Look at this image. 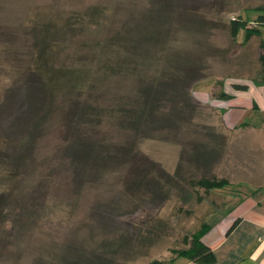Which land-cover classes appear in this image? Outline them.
I'll return each mask as SVG.
<instances>
[{"label":"rangeland","instance_id":"1","mask_svg":"<svg viewBox=\"0 0 264 264\" xmlns=\"http://www.w3.org/2000/svg\"><path fill=\"white\" fill-rule=\"evenodd\" d=\"M258 5L0 0V264H145L187 245L230 187L196 180L242 176L202 158L217 134L197 83L244 66L231 20Z\"/></svg>","mask_w":264,"mask_h":264},{"label":"crops","instance_id":"2","mask_svg":"<svg viewBox=\"0 0 264 264\" xmlns=\"http://www.w3.org/2000/svg\"><path fill=\"white\" fill-rule=\"evenodd\" d=\"M243 37L244 30H240L236 42L247 52L244 66H231V76L202 78L197 86L205 90H196L202 103L211 102L210 125L217 134L210 150L212 163L226 164L232 158L242 168L241 178L230 183L224 203L203 215L201 223L210 225L204 240L216 256L212 264H264V77L259 61L264 35H254L244 43ZM242 69L246 73H241ZM235 83L246 87L237 88ZM219 90L228 97H215ZM212 213V219L207 220ZM179 260L201 264L182 257Z\"/></svg>","mask_w":264,"mask_h":264},{"label":"trees","instance_id":"3","mask_svg":"<svg viewBox=\"0 0 264 264\" xmlns=\"http://www.w3.org/2000/svg\"><path fill=\"white\" fill-rule=\"evenodd\" d=\"M250 9H254V12H257L253 16L249 15L243 16L242 11L238 13V17H233L231 20V36L236 41L238 39V33L240 30H244V39L243 43L249 40L254 35H264V5L252 6L249 8H245L243 11H248ZM259 61H260V71L261 76L264 77V39L260 44V51H259ZM220 83L223 84V81L220 79ZM221 84V85H222ZM237 88H245L246 85L244 84H236ZM193 96V95H191ZM217 98H226L228 94L224 91L219 90L214 94ZM202 158L205 159L206 163L212 164L214 156H212V152L208 157L202 155ZM215 161V160H214ZM200 183H207V187H216L217 185H227L231 182H227L226 179H214V178H207L202 177L199 180H196ZM208 223H201L200 227L197 228L191 235L187 237V245L182 248L175 249L173 252L168 255L167 258L161 257H153L145 264H184V261L179 260L181 257L192 260L201 264H212L215 259V253L212 247L204 240V236L206 232L209 230Z\"/></svg>","mask_w":264,"mask_h":264}]
</instances>
